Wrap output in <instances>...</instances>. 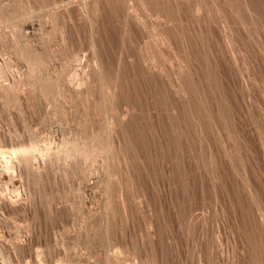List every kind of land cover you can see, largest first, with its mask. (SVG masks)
Segmentation results:
<instances>
[{"label":"rangeland","instance_id":"obj_1","mask_svg":"<svg viewBox=\"0 0 264 264\" xmlns=\"http://www.w3.org/2000/svg\"><path fill=\"white\" fill-rule=\"evenodd\" d=\"M0 19V264H263L264 0H0Z\"/></svg>","mask_w":264,"mask_h":264},{"label":"bare ground","instance_id":"obj_2","mask_svg":"<svg viewBox=\"0 0 264 264\" xmlns=\"http://www.w3.org/2000/svg\"><path fill=\"white\" fill-rule=\"evenodd\" d=\"M54 1H55V0H54ZM70 2H71V1H70ZM86 2H87V1H86ZM45 3H46V2H45ZM86 4H88V3H86ZM7 7H8V6H7ZM49 8H50V7H49ZM49 8H47V9H49ZM53 8H54V7H53ZM57 8H58V7H57ZM87 8H88V6H87ZM51 9H52V8H51ZM63 9H64V8H63ZM2 12H3V11H2ZM52 12H53V11H52ZM68 12H69V11H68ZM53 14H54V12H53ZM55 14H56V13H55ZM222 14H223V13H222ZM225 14H226V13H225ZM50 15H51V14H50ZM59 16H60V15H59ZM199 16H200V15H199ZM220 16H221V15H220ZM238 16H239V15H238ZM23 17H24V16H23ZM224 17H225V16H224ZM54 19H55V16H54ZM54 19H52V20H54ZM56 19H57V18H56ZM90 19H91V18H90ZM0 20H1V19H0ZM54 21H55V20H54ZM56 21H57V20H56ZM89 21H90V20H89ZM54 23H55V22H54ZM90 24H91V23H90ZM56 25H58V24L56 23V24L54 25V27L52 26L53 29H54L55 27H58V26H56ZM92 25H93V24H92ZM199 25H200V24H199ZM59 28H60V27H59ZM55 30H57V29H55ZM157 30H158V29H157ZM57 31H59V29H58ZM52 32H53L54 34L56 33V32H54V31H52ZM59 32L61 33V31H59ZM142 33H143V32H142ZM46 34H47V33H46ZM147 34H148V33H147ZM48 35H49V34H48ZM63 35H64V34H63ZM149 36H150V35H149ZM152 36H155V35H152ZM158 36H159V34H158ZM6 37H7V36H6ZM65 37H67V36H65ZM65 37H64V38H65ZM144 37H145V36H144ZM56 38H57V37H56ZM62 38H63V37H62ZM64 38H63V39H64ZM153 38H154V37H153ZM22 39H23V38H22ZM46 39H47V38H46ZM145 39H146V38H145ZM44 40H45V39H44ZM55 40H56V39H55ZM131 40H132V39H131ZM19 41H20V40H19ZM49 41H50V40H49ZM153 41H154V40H153ZM156 41H157V40H156ZM63 42H64V41H63ZM149 42H150V41H149ZM143 43H144V42H143ZM8 44H9V43H8ZM23 44H24V43H23ZM30 44H31V43H30ZM43 44H44V43H43ZM141 44H142V43H141ZM145 44H146V42H145ZM20 45H21V44H20ZM25 45H26V44H25ZM45 45H46V44H45ZM150 45H151V44H150ZM21 46H22V45H21ZM29 47H30V46H28V48H29ZM34 47H35V46H34ZM4 48H6V47H4ZM25 48L27 49V47H25ZM25 48H24V45H23V46H22V49H25ZM42 48H43V47H42ZM142 48H143V47H142ZM26 49H25V50H26ZM30 49H31V47H30L28 50H30ZM51 49H52V48H51ZM154 49H155V48H154ZM25 50H24V51H21L22 53L20 52V53L22 54L21 56H24V57L27 56L26 58L29 57L27 60L29 61V64H30L29 66H30V68H31L33 71H34V70L37 71V69L39 68V69H40L39 71L41 72V71H42V64L44 65V63H45V61H46V60H45V59H46V55H45V58H44V56L41 57L40 54H38V52H40L41 50H40V51L38 50V52H37L36 49H35V50H32V49H31V50H32V53H33L34 51L37 52V54L34 52L35 55H37V56H35V57H30L31 55L34 56V54H32V53L29 52V55H26V53H28V52H27L28 50H26V51H25ZM43 50H44V49H43ZM156 50H157V49H156ZM5 51H6V50H5ZM41 52H42L41 55H43L44 53L46 54V51H41ZM43 52H44V53H43ZM154 52H155V51H154ZM154 52H153V53H154ZM153 53H152V54H153ZM134 54H135V53H134ZM19 55H20V54H19ZM144 56H145V55H144ZM191 56H192V55H191ZM145 57H146V56H145ZM148 57H149V55H148ZM57 58H58V57H57ZM75 58H76V57H75ZM10 59H11V58H10ZM72 59H73V58H72ZM142 59H143V58H142ZM156 59H157V58H156ZM61 60H62V59H61ZM93 60H95V59H93ZM207 60H208V59H207ZM8 61H9V60H8ZM62 61H63V60H62ZM67 61H68V60H67ZM5 62H6V61H5ZM13 62H14V61H13ZM50 62H51V60H50ZM78 62H79V61H78ZM53 63H54V62H53ZM62 63H64V62H62ZM46 64H47V63H46ZM153 64H154V63H153ZM153 64H152V65H153ZM68 65H69V64H68ZM48 66H49V65H48ZM155 66H156V65H155ZM3 67H4V66H3ZM40 67H41V68H40ZM78 67H79V66H78ZM81 67H82V66H81ZM161 67H162V66H161ZM49 69H50V68H49ZM65 69H66V68H65ZM43 70H44V69H43ZM45 70H46V69H45ZM67 70H68V69H67ZM99 70H100V69H99ZM144 70H145V69H144ZM152 70H153V69H152ZM165 70H166V69H165ZM8 71H9V70H8ZM13 71H14V70H13ZM97 71H98V70H97ZM101 71H102V69H101ZM148 71H149V70H148ZM67 72H68V71H67ZM70 72H71V71H70ZM162 72H163V71H162ZM10 73H11V72H10ZM27 73H29V72H27ZM35 73H37V75H38L39 72L37 71V72H35ZM47 73H48V72H47ZM54 73H55V72H54ZM63 73H64V72H63ZM102 73H103V74H102L103 76H100V79H101V77H106V76H104V72H102ZM1 74H2V73H1ZM32 74H34V72H33ZM39 74H41V73H39ZM211 74H212V73H211ZM10 75H11V74H10ZM28 75H29V74H28ZM41 75H43V73H42ZM41 75H40V76H41ZM49 75H51V73H50ZM56 75H57V74H56ZM177 75H178V74H177ZM12 76H13V75H12ZM32 76H34V75H32ZM35 76H36V75H35ZM35 76H34L33 78H36V79H37V77H40V76H36V77H35ZM51 76H52V75H51ZM82 76H83V75H82ZM98 76H99V75H98ZM162 76H163V75H162ZM13 77H14V76H13ZM13 77H12V78H13ZM16 77H17V76H16ZM47 77H48V76H46V74H45V77H44L45 79H43V76H42L41 79H37L38 81L33 82V83H36V84L38 85V88H39L40 90H43V89H44V90H45V89H46V90H49V89L52 90L53 87H54V85H55V82H54V83L52 82L54 79L52 80V79H49L50 77H49V78H47ZM71 77H72V76H71ZM19 78L21 79L20 76H19ZM33 78H31V79H33ZM46 78H47V79H46ZM52 78H53V77H52ZM62 78H63V77H62ZM81 78H82V77H81ZM154 78H155V77H154ZM188 78H189V77H188ZM5 79H6V78H5ZM25 79H26V78H25ZM27 79L29 80V78H27ZM55 79H56V77H55ZM70 79H71V78H70ZM103 79L106 81L105 78H103ZM148 79H149V78H148ZM155 79H156V78H155ZM185 79H186V78H185ZM185 79H184V80H185ZM7 80H10V79H7ZM13 80L16 81L15 79H13ZM18 80H19V79H18ZM51 80H52V81H51ZM60 80H61V79H60ZM104 80H103V81H104ZM209 80H210V79H209ZM33 81H35V80H33ZM55 81H56V80H55ZM68 81H69V80H68ZM80 81H81V80H80ZM82 81H83V80H82ZM97 81H98V80H97ZM162 81H163V80H162ZM9 82H10V81H9ZM17 82H18V81H17ZM25 82H26V80H25ZM25 82H23V84H24ZM31 82H32V81H31ZM91 82H92V81H91ZM107 82H108V81H107ZM21 83H22V82H21ZM105 83H106V82H105ZM108 83H109V82H108ZM36 84H35V85H36ZM59 84H60V83H59ZM64 84H65V83H64ZM98 84H99V83H98ZM37 85H36V86H37ZM56 85H57V83H56ZM103 85H104V84H103ZM106 85H107V83H106ZM175 85H176V84H175ZM19 86H20V85H19ZM19 86H18L17 84L13 83V84H10V85L6 86L7 88H5V90H4V88H2V89H3V92H6V94L4 93L5 96H6V97H5V99H6L5 102H6V103H8V102H9V98H11V97H10V96H11L10 93H15V96H16V93H17V91L19 90V89H18ZM32 86H33V85H32ZM75 86H76V85H75ZM108 86H110V85H108ZM166 86H167V85H166ZM189 86H190V85H189ZM24 87H25V86H24ZM76 87H77V86H76ZM78 87H79V86H78ZM91 87H92V86H91ZM106 87H107V86H106ZM191 87H192V86H191ZM54 88H55V87H54ZM109 88H110V87H108L107 89H109ZM189 88H190V87H189ZM57 89H58V88H57ZM57 89H56V90H57ZM86 89H87V88H86ZM37 90H38V89H36V91H37ZM112 90H113V88H112ZM131 90H132V89H131ZM201 90H202V89H201ZM19 91H20V90H19ZM36 91H34V92H36ZM89 91H90V90H89ZM108 91H110V90H108ZM20 92H22V91H20ZM45 92H46V91H45ZM55 92H56V91H55ZM103 92H104V96H105L106 100H108V99L110 100L111 98H109V97H110L111 93H110V94H107V91H106V89H105V86L103 87ZM110 92H111V91H110ZM216 92H217V91H216ZM23 93H24V92H23ZM23 93L21 94V96L23 95ZM46 93H48V92H46ZM51 93H52V92H51ZM93 93H94V92H93ZM108 93H109V92H108ZM32 94H33V92H32ZM35 94H36V93H35ZM38 94H39V93H38ZM87 94H88V91H87ZM9 95H10V96H9ZM53 95L55 96V94H53ZM57 95H58V94H57ZM79 95H80V94H79ZM160 95H161V94H160ZM0 96H1V95H0ZM12 96H13V95H12ZM18 96L20 97V95H18ZM39 96H40V95H39ZM43 96H44V95H43ZM83 96H84V94H83ZM16 97H17V96H16ZM29 97H30V96H29ZM49 97H50V95H49ZM107 97H108V98H107ZM114 97H115V96H114ZM12 98H13V97H12ZM17 98H18V97H17ZM21 98H22V97H21ZM45 98H46V97H45ZM78 98H79V97H78ZM88 98H89V97H88ZM192 98H193V97H192ZM15 99H16V98H15ZM15 99H14V100H15ZM41 99H43V98L41 97ZM64 99H65V98H64ZM161 99H162V98H161ZM10 100H11V99H10ZM75 100H76V99H75ZM106 100H105V101H106ZM109 100H108V101H109ZM50 101H51V100H50ZM90 101H91V99H90ZM223 101H224V100H223ZM20 102H21V101H20ZM76 102H77V101H76ZM81 102H82V101H81ZM88 102H89V101H88ZM100 102H101V101H100ZM103 102H104V101H103ZM106 102H107V101H106ZM176 102H177V101H176ZM9 103H10V102H9ZM17 103H18V102H17ZM21 103H22V102H21ZM41 103H42V101H41ZM80 104H81V103H80ZM101 104H102V103H101ZM105 104H106V103H105ZM10 105H11V104H10ZM21 105H22V104H21ZM78 105H79V104H78ZM106 105H107V104H106ZM108 105H109V104H108ZM108 105H107V106H108ZM194 105H195V104H194ZM83 106H84V105H83ZM174 106H175V105H174ZM195 106H196V105H195ZM56 107H57V106H56ZM88 107H89V106H88ZM90 107H91V106H90ZM164 107H165V106H164ZM220 107H221V106H220ZM103 108H104V107H103ZM106 108H107V107H106ZM63 109H64V108H63ZM101 109H102V108H101ZM67 110H68V109H67ZM89 110H90V109H89ZM9 111H10V110H9ZM53 111H54V110H53ZM62 111H64V110H61V111L59 110L58 112H59V113H60V112L62 113ZM78 111H79V110H78ZM103 111H104V110H102V112H103ZM85 112H86V111H85ZM92 112H93V111H92ZM219 112H220V111H219ZM61 113H60V114H61ZM99 113H100V112H99ZM106 113H107V112H106ZM108 113H109V111H108ZM221 113H222V112H221ZM1 114H2V113H1ZM91 114H92V113H91ZM253 114H254V113H253ZM170 115H171V114H170ZM209 115H210V114H209ZM100 116H101V115H100ZM105 116H106V115H105ZM203 116H205V115H203ZM203 116H202V117H203ZM206 116H207V115H206ZM234 118H235V117H234ZM12 121H13V120H12ZM10 122H11V121H10ZM192 122H193V121H192ZM1 124H2V123H1ZM76 124H77V123H76ZM115 124H116V123H115ZM193 124H194V123H193ZM8 125H9V124H8ZM104 125H105V124H104ZM85 126H86V125H85ZM228 126H229V125H228ZM27 128H28V127H27ZM103 128H104V127H103ZM109 129H110V128H109ZM197 129H198V128H197ZM12 131H13V130H12ZM99 134H100V133H99ZM99 134H98V135H99ZM101 134H102V133H101ZM98 135H97V136H98ZM97 136H96V137H97ZM100 136H104V137H105L106 135L102 134V135H100ZM108 136H110V135H108ZM12 137H13V135H12ZM87 137H88V136H87ZM96 137H95V138H96ZM7 138H8V137H7ZM93 138H94V137H93ZM98 138H99V136L97 137L96 141L99 140ZM107 138H109V137H107ZM103 139H104V138H103ZM103 139H101V140L103 141ZM21 140H22V139H21ZM66 140H67V139H66ZM108 140H109V139H108ZM3 141H4V140H3ZM74 141H75V140H74ZM83 141H84V140H83ZM85 141H87V140H85ZM91 141H92V140L89 141L90 143L86 142V143H83V144H87V143H88V144H91ZM99 141H100V140H99ZM102 141H101V142H102ZM104 141H105V139H104ZM109 141H110V140H109ZM1 142H2V141H1ZM66 142H67V141H66ZM68 142H70V141H68ZM77 142H79V141H77ZM64 143H65V142H64ZM72 143H74V142H72ZM72 143H71V144H72ZM98 143H99V142H98ZM108 143L112 144L111 142H108ZM33 144H35V143H33ZM71 144H69L70 147H69L68 144H67V146H68L67 148H69L70 151H71V150H73V151H72V152H69V150H68V152H67V151L65 150L66 146H64L65 148L62 150V152L65 150V152H67L68 154H64V152H63V153L61 152V153L63 154V156H65V155H66V156H67V155L70 156L73 152H75V151H76L78 148H80V147H82V148L78 149V151H80V154L78 155V153H77V156H81V154L84 155V156H86V154H87L86 151H87V150H86V151L84 150V151L86 152L85 154H84V152L81 150V149H83V146H84V145H83V146H79V145H81V143H78L79 145L76 144V143H74L73 145H71ZM92 144H93V143H92ZM35 145H36V144H35ZM106 145H107V143H106ZM108 145H109V144H108ZM2 146H3V144H2ZM17 146H18V145H17ZM23 146H25L24 143H23ZM26 146H27V145H26ZM26 146H25V147H26ZM78 146H79V147H78ZM86 146H88V145H86ZM89 146H90V145H89ZM104 146H105V144H103V147H104ZM19 147H20V146H18V148H19ZM34 147H35V146H34ZM101 147H102V146H101ZM109 147H110V145H109ZM109 147H107V148H108L107 150H110ZM111 147H112V146H111ZM111 147H110V148H111ZM0 148H2V147H1V144H0ZM23 148H24V147H23ZM67 148H66V149H67ZM86 148H89V147H86ZM99 148H100V147H99ZM99 148H98V149H99ZM105 148H106V147H105ZM178 148H179V147H178ZM5 149H6V148H5ZM24 149H27V148H24ZM24 149H22V150H24ZM226 149H227V148H226ZM1 150H2V149H1ZM3 150H4V147H3ZM18 150H19V149H18ZM74 150H75V151H74ZM99 150H100V149H99ZM111 150L113 151L112 148H111ZM4 151H5V150H4ZM14 151L16 152V148H15ZM28 151H29V150H28ZM100 151H101V150H100ZM112 151H111V152H112ZM0 152H1V154L3 153V151H0ZM23 152H24V151H23ZM29 152H30V151H29ZM102 152H103V150H102ZM102 152H101V153H102ZM25 153H28V152L26 151ZM69 153H71V154H69ZM103 153H105V152H103ZM103 153H102V154H103ZM1 154H0V155H1ZM4 154H6V152H5ZM12 154H13V153H12ZM73 154H74V153H73ZM105 154H106V153H105ZM108 154H109V153H108ZM24 155H25V154H24ZM31 155H32V154H31ZM57 155H59V153H58ZM109 155H110V154H109ZM114 155H115V154H114ZM1 156H2V155H1ZM7 156H8V155H7ZM9 156H10V155H9ZM11 156H12V155H11ZM34 156H35V155H34ZM34 156H33V157H34ZM73 156H74V155H73ZM75 156H76V154H75ZM111 156H112V155H111ZM111 156L108 157V159L110 160L109 162H112V159L110 158ZM12 157H13V156H12ZM16 157H17V156H16ZM26 157H27V156H25V158H26ZM58 157H59V156H58ZM58 157H57V158H58ZM82 157H83V156H82ZM3 158H4V155H3ZM18 158H20V157H18ZM66 158H68V159H70V158L73 159V158H75V157L70 156V158H69V157H66ZM30 159L32 160V158H30ZM45 159H46V157H45ZM64 159H65V158H64ZM68 159H65V161L68 160ZM108 159H107V160H108ZM4 160H5V159H4ZM6 160H7V162H6L7 165H6V166L9 167V168H11V167L14 166V164H13V160L16 161L15 159H9L8 157H6ZM19 160H20V159H19ZM43 160H44V159H43ZM73 160H74V159H73ZM113 160H114V157H113ZM17 161H18V160H17ZM32 161L34 162V159H33ZM70 161H71V160H70ZM70 161H69V162H70ZM2 162H3V161L1 160V163H2ZM20 162H21V161H20ZM25 162H26V160H25ZM29 162H31V161H29ZM33 162H32V163H33ZM67 162H68V161H67ZM107 162H108V161H107ZM27 163H28V161H27ZM32 163H30V164H32ZM64 163L66 164V162H64ZM72 163H73V161H72ZM72 163H70V165H71ZM113 163H114V162L111 163V166H112ZM3 164H4V163H3ZM3 164H2V165H3ZM44 164H45V163H44ZM109 164H110V163H109ZM20 165H21V164H20ZM34 165H35V164H34ZM37 165H38V164H37ZM52 165H53V164H52ZM63 165H64V164H63ZM67 165H69V163H67ZM67 165H66V166H67ZM70 165H69V166H70ZM73 165H74V164H72V166H73ZM4 166H5V164H4ZM23 166H24V165H23ZM32 166H33V164H32ZM38 166H40V165H38ZM64 166H65V165H64ZM64 166H63V167H64ZM18 167H19V166H18ZM33 167H34V166H33ZM4 169H5V168H4ZM28 170H29V169H28ZM113 170H114V169H113ZM9 171H10V170H9ZM20 171H21V170H20ZM23 171H24V170H23ZM40 171H41V170H40ZM185 171H186V170H185ZM21 172H22V171H21ZM35 172H36V170H35ZM7 173H8V172H7ZM15 173H16V172H15ZM23 173H24V172H23ZM28 173H29V172H28ZM37 173H39V172H36V174H37ZM66 173H67V172H66ZM8 175H9V173H8ZM10 175H11V174H10ZM10 175H9V176H10ZM33 175H35V174H32V176H33ZM38 175H39V174H38ZM108 175H110V173H109ZM11 176H12V175H11ZM17 176H18V175H17ZM35 176H37V175H35ZM35 176H33V177H34L33 179H36V178L38 177V176H37V177L35 178ZM1 177H2V176H1ZM12 177H13V176H12ZM23 177H24V176H23ZM28 177H29V176H28ZM109 178H110V177H109ZM114 178H115V177H114ZM221 179H222V178H221ZM4 180H5V179H4ZM17 180H18V179H17ZM109 180H112V179H109ZM113 181H114V180H112V183H113ZM118 181H119V180H118ZM37 182H38V181H37ZM8 183H9V182H8ZM112 183H111V185H112ZM117 183H118V182H117ZM117 183H116V184H117ZM3 185H4V184H3ZM8 185H9V184H8ZM111 185H110V186H111ZM117 185H118V184H117ZM117 187H118V186H117ZM247 187H248V186H247ZM3 189H4V188H3ZM108 189H109V188H108ZM5 190H6V189H5ZM116 190H117V189H116ZM114 193H115V192H114ZM1 194H2V193H1ZM240 196H241V195H240ZM114 197H115V196H114ZM0 199H1V198H0ZM119 199H120V198H119ZM123 201H124V200H123ZM120 202H121V201H120ZM114 203H116V201H115ZM123 204H124V202H123ZM109 205H110V204H109ZM116 208H117V207H116ZM49 210H50V209H49ZM109 210H110V209H109ZM186 211H187V210H186ZM50 213H51V212H50ZM52 213H53V212H52ZM112 214H113V213H112ZM115 214H116V213H115ZM51 216H52V215H51ZM109 217H110V216H109ZM112 223H113V222L110 221L109 225L112 224ZM113 225H114V224H113ZM35 227H36V226H35ZM109 227H110V226H109ZM213 228H214V227H213ZM113 229H114V228H113ZM253 229H254V228H253ZM104 230L106 231V229H104ZM209 230H210V229H209ZM259 230H260V229H259ZM210 231H211V230H210ZM93 232H94V231H93ZM109 232H110V231H109ZM259 232H260V231H259ZM257 233H258V232H257ZM109 234H110V233H109ZM5 235H6V234H5ZM97 235H98V234H97ZM251 235H252V234H251ZM258 235H259V234H258ZM112 236H113V235H112ZM112 236H111V238H112ZM256 236H257V235H256ZM21 237H22V236H21ZM252 237H253V235H252ZM252 237H251V238H252ZM100 238H101V237H100ZM248 238L250 239V237H248ZM253 238H254V237H253ZM253 238H252V239H253ZM257 238H258V240H259V237H257ZM16 239H17V238H16ZM95 239H96V238H95ZM88 240H89V239H88ZM112 240H113V239H112ZM258 240L255 241V239H254V241L252 240L253 242H251V241H250V242L253 243V244L255 245L254 247H256V245H257V241H258ZM110 241H111V239H110ZM97 242H98V241H97ZM258 242H259V241H258ZM210 243H211V242H210ZM87 244H88V243H87ZM111 244H112V243L110 242V245H111ZM212 244H213V243H212ZM253 244H252V246H253ZM258 244L260 245V243H258ZM0 246H1V245H0ZM260 246H262V244H261ZM112 247H113V245H112ZM112 247H110V250H111ZM120 247H121V246H120ZM257 247H258V246H257ZM257 247H256V248H257ZM0 248H1V247H0ZM17 248H18V247H17ZM250 248H251V247H250ZM261 248H262V247H261ZM1 249H2V248H1ZM1 249H0V250H1ZM112 249H113V248H112ZM257 249H258V248H257ZM1 251H2V250H1ZM263 251H264V250H263ZM253 252H254V248H253ZM2 253H3V252H2ZM111 253H112V252H111ZM111 253H110V254H111ZM3 254H4V253H3ZM20 254H21V253H20ZM110 254H109V256H111ZM212 254H213V253H212ZM4 255H5V254H4ZM253 255H254V254H253ZM255 255H256V254H255ZM255 255H254V256H255ZM263 255H264V254H263ZM257 256H258V257H261V256H259V253H258ZM257 256H256V257H257ZM0 257H1V256H0ZM251 257H253V256L251 255ZM106 258H107V256H106ZM111 258H112V257H111ZM111 258H110V259H111ZM213 258H214V257H213ZM1 259H2V258H1ZM5 259H6V258H5ZM210 259H211V258H210ZM258 259H260V258H258ZM258 259H257V260H258ZM253 260L255 261L256 259H253ZM6 261H7V260H6ZM262 261H263V260H262ZM106 262H107V261H106ZM258 262H260V261L258 260ZM258 262L255 261L254 264H257ZM8 263H9V262H8ZM109 263H110V262H109ZM109 263H108V264H109ZM261 263L264 264V262H261ZM258 264H259V263H258Z\"/></svg>","mask_w":264,"mask_h":264}]
</instances>
